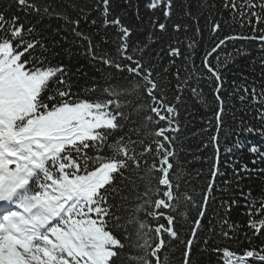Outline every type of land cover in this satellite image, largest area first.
<instances>
[{
    "label": "snow or ice",
    "instance_id": "snow-or-ice-1",
    "mask_svg": "<svg viewBox=\"0 0 264 264\" xmlns=\"http://www.w3.org/2000/svg\"><path fill=\"white\" fill-rule=\"evenodd\" d=\"M114 4L93 0L73 18L37 0H0V264H169L165 253L175 242L183 245L181 264H193L201 230L229 240L243 232L249 246L242 251L214 249L221 264H264V240L253 246L264 237V185L245 184L264 176V56L259 87L244 76L226 97L223 73L233 53L220 55L235 41L264 53V0H222L223 23L186 11L194 27L173 21L174 0H124L117 6L124 11ZM33 14L64 21L91 75L65 63L67 31L45 35ZM201 19L214 38L210 48L201 44ZM82 20L94 35L81 30ZM229 21L247 31L220 38ZM233 52L247 54L243 46ZM205 86L213 103L198 151L212 154L197 192L180 161L181 108L201 100ZM245 149L251 166L235 156ZM241 201L245 219L237 224L231 216Z\"/></svg>",
    "mask_w": 264,
    "mask_h": 264
},
{
    "label": "trees",
    "instance_id": "trees-1",
    "mask_svg": "<svg viewBox=\"0 0 264 264\" xmlns=\"http://www.w3.org/2000/svg\"><path fill=\"white\" fill-rule=\"evenodd\" d=\"M5 4L8 0H4ZM37 2L44 6L50 4L56 12L64 13L67 15L77 18L80 16L79 9L83 8L84 12L87 13L88 6H90L93 0H37ZM124 0H116V4L114 7L123 4ZM135 2V0H134ZM222 0H174V15L173 21L177 23H188L190 26L192 25L191 20L185 15L186 11H191L193 16H199L201 12H203L204 17H209V15H214L217 20L221 19L219 12L222 11L220 5ZM214 4L215 8L209 10L208 5ZM203 5V6H201ZM118 11H124V9L117 7ZM129 13L133 10L128 9ZM129 21H131V15L128 17ZM223 19H228L227 14L224 15ZM32 24L38 26L39 30L43 31L45 35L50 33H54L58 29L66 30L68 33V41L64 48L63 59L65 63H70V65L74 67H83L85 71L91 75L93 69L88 62V60L84 56V47L82 43L78 40H75L71 35V29L66 28L65 23L62 19H57L55 16H41L29 18ZM26 23L28 21H25ZM200 27L204 29L203 39L201 41L202 47L210 48L212 46V42L214 38L211 36L210 32L206 27V23L204 19L200 21ZM81 30L85 33L94 35V29L91 24L82 20ZM246 29H241L238 24H233L229 21L228 25H224L223 30L219 33V37L222 38L225 34H235L246 32ZM197 39H200L199 37ZM243 46L245 51V55H239L233 52L234 48H240ZM227 53H233L231 58L228 61V67L224 70L223 75L226 78L225 83V96L227 97V93L232 90V81L235 80L236 84L244 83L242 77H248V83L251 85L253 80L257 81V87H259V73L261 71L259 67V61L261 56H264V53H261L256 44L250 41H235L229 42L226 47L221 49L220 55L221 59L225 57ZM234 61V63L232 62ZM199 62V61H198ZM253 68H255V72L253 73ZM213 103L212 97V89L205 86L203 92V98L201 100H196L194 98H189L185 101V106L181 108V119L183 125H186V130L184 132L183 140V151L180 154V161L183 164V170L185 174L188 175L189 180L191 181V187L195 188L197 192H199L200 188L203 187L207 183V173H208V163L205 162L206 157L212 154L211 149L206 150L201 153L198 151V147L201 144L202 139H206V137L198 136L197 133L203 126V121L211 115L208 111V108ZM228 103H233L232 101H228ZM236 103V118L239 120L242 115L239 111L240 105L239 102ZM249 123L258 124L252 117V115H246L244 117ZM226 122L232 124L231 121V112H229L228 116L225 118ZM235 127V125H232ZM244 139V137H241ZM260 140V137L257 136L255 138L249 136L248 142L256 143ZM221 166L223 168L224 162L227 159V156L224 154L223 145L225 143L224 136L221 134ZM230 146V141H229ZM237 159L240 162L248 163L251 166V154L247 153V150H242L235 153ZM264 167V165H262ZM203 173L204 175H198ZM245 184H248L254 188H257L261 185H264V176H253L251 180L245 181ZM220 185V178H218L217 188ZM217 199H219V192L216 193ZM216 205L213 204V208ZM212 216V212L210 210L209 217ZM245 219L244 217V207L243 201L240 202L239 209H234L231 221L237 224H240ZM205 224L207 221L204 222ZM189 226L186 224L183 229H181V239L186 240L188 238ZM237 235L239 239H226L221 235H215L211 239L208 238L207 231L201 230L198 233L197 239L194 241L193 249H192V260L193 264H221V254L214 251L217 247L224 248L228 247L234 251L240 252L243 248L248 247V241L244 238L243 232H238ZM205 240H208V243L205 244ZM260 240H264V237H261L259 240L253 241V246L255 244H259ZM182 252L183 245L179 242L174 243V247L171 252L165 253L168 256L169 264H181L182 261Z\"/></svg>",
    "mask_w": 264,
    "mask_h": 264
}]
</instances>
